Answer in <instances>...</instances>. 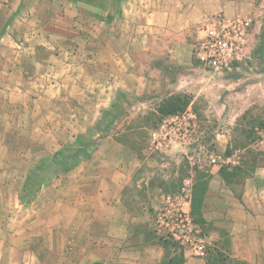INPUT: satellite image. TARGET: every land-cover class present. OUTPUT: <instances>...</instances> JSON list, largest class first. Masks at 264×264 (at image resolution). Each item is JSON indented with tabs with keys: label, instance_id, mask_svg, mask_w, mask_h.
I'll use <instances>...</instances> for the list:
<instances>
[{
	"label": "rangeland",
	"instance_id": "1",
	"mask_svg": "<svg viewBox=\"0 0 264 264\" xmlns=\"http://www.w3.org/2000/svg\"><path fill=\"white\" fill-rule=\"evenodd\" d=\"M11 1L3 2L6 18ZM82 1L98 7L109 3ZM257 6L255 14L246 13L254 19L246 56L230 70H205L195 56L181 66H162V74L148 75L118 93L98 122H70L64 138L28 136L37 129L35 123L51 124L45 115L32 123L30 116H22L21 125L13 114L10 122L0 121V208L6 211L0 227L7 232L0 240L19 243L17 249L0 250V264H88L74 251L73 229L89 225L80 203L97 197V190L117 191V182L121 189L117 196L107 195V203L131 211L136 222L145 221L150 242L168 248V259L186 248L177 239L181 228L173 217L174 203L190 215L201 237L211 230L191 213L195 199L204 219L211 171L219 169L239 192V182L264 164V0ZM6 111L0 107L2 114ZM57 151L64 153L61 160L52 158ZM77 161L73 172L65 170ZM185 201H190L189 211ZM204 245L210 255V244ZM229 252L213 256L237 264L227 261Z\"/></svg>",
	"mask_w": 264,
	"mask_h": 264
},
{
	"label": "crops",
	"instance_id": "2",
	"mask_svg": "<svg viewBox=\"0 0 264 264\" xmlns=\"http://www.w3.org/2000/svg\"><path fill=\"white\" fill-rule=\"evenodd\" d=\"M4 1L0 0V107L7 111L0 112V121L10 122L13 114L21 125L22 116H30V123L47 116L51 124L42 128L35 123L37 129L28 135L33 138L40 133L64 138L72 121L98 122L118 93L131 90L130 83L162 74V66L190 61L196 43L206 35L205 27L218 15L250 16L246 13L259 11L257 0H109L104 7L82 0H12L6 18ZM211 175L203 206L211 230L200 238L210 244L212 255L198 256L186 246L170 257L183 254V264H228L213 256L228 249V262L264 264V164L239 182V192L216 167ZM119 186L115 183L117 191L96 187L93 193L97 190L99 197L81 201L89 225L72 231L77 237L75 255L88 264H164L168 248L150 242L145 221L136 222L139 218L131 211L107 203V195L117 196ZM184 208L190 210V201ZM5 217L0 208V218ZM6 233L0 227V236ZM17 248L16 241L0 240V250Z\"/></svg>",
	"mask_w": 264,
	"mask_h": 264
},
{
	"label": "built area",
	"instance_id": "3",
	"mask_svg": "<svg viewBox=\"0 0 264 264\" xmlns=\"http://www.w3.org/2000/svg\"><path fill=\"white\" fill-rule=\"evenodd\" d=\"M253 28L250 16L237 15L228 17L218 15L209 26L205 27L206 35L194 47V56L201 67L208 71L224 72L230 70L234 63L241 61L247 52L249 36ZM190 184V181H187ZM167 200H172L168 197ZM176 200L173 199V203ZM174 215L180 223L181 239L185 246L193 248L198 256H205V245L192 225L190 215L174 203ZM186 223V224H184ZM177 235V234H176Z\"/></svg>",
	"mask_w": 264,
	"mask_h": 264
},
{
	"label": "trees",
	"instance_id": "4",
	"mask_svg": "<svg viewBox=\"0 0 264 264\" xmlns=\"http://www.w3.org/2000/svg\"><path fill=\"white\" fill-rule=\"evenodd\" d=\"M63 155H64L63 152H61V151L57 152V154H55V156H54V160H61V157H63ZM86 156H88V155H86ZM77 163H79V161L75 162L70 167H69V165H67L65 167V170L67 171V170L72 169L73 167H75L77 165ZM200 207H201V204L200 203L196 204L195 199H193L192 200V212L191 213H192L193 216L198 215L199 216L198 220H201V221L203 220L204 221V219H202V214H201V211H200ZM218 261H222L221 258H219ZM184 262H185V257H184L183 254H181V255H175V256L170 257L169 259H167L165 261L164 264H183ZM94 264H100V263H94ZM211 264H214V262H212Z\"/></svg>",
	"mask_w": 264,
	"mask_h": 264
}]
</instances>
